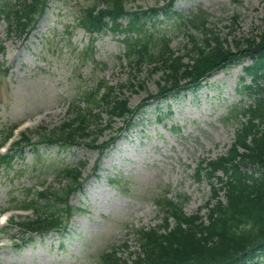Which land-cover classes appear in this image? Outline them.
Returning <instances> with one entry per match:
<instances>
[{
    "label": "rangeland",
    "instance_id": "rangeland-1",
    "mask_svg": "<svg viewBox=\"0 0 264 264\" xmlns=\"http://www.w3.org/2000/svg\"><path fill=\"white\" fill-rule=\"evenodd\" d=\"M92 1L51 0V7L28 41L9 36L5 21L0 19V42L6 46L0 51V140L18 122L21 129L33 132L59 127L69 117V99L73 96L83 94L100 80L113 84L127 81L131 68L124 60L122 36L108 31L95 34L92 42L89 33L74 28L77 16ZM162 3L137 0L134 6ZM175 6L185 15L207 11L210 25L227 36L233 48L234 37L264 30V0H176ZM236 13L241 16L239 23L228 27ZM162 28L172 36L174 49H183L184 32H179L172 21H166ZM248 62L216 71L197 90L172 95L161 102L162 109L150 102L137 126L123 132L102 157L86 144L64 149L43 145L38 156L27 148L18 172L0 171V264H102V252L115 247L119 254L133 258L139 248L133 229L160 222L153 202L157 192L174 197L187 193L190 198L185 210L196 212L210 197L211 186L206 179H195V168L201 158H214L228 149L239 123L233 109L252 100L243 88L250 78L241 79ZM7 66L10 70L5 73ZM143 74L147 89L127 92L132 106L148 91H158L160 73L149 74L146 67ZM169 107L173 114L168 116ZM160 116L163 120H158ZM122 124L118 120L100 141L115 134ZM82 159L87 161L84 175L90 174L83 188L71 196L79 208L70 219L68 233L35 235L31 242L16 247L18 228L3 226L11 214L20 219L21 214L32 213L13 210L4 220L7 213L3 212L14 203L13 197L22 199L28 187L43 182L62 187L66 180L58 178L57 168ZM202 212L206 215L205 209ZM248 264H264V259L259 263L249 260Z\"/></svg>",
    "mask_w": 264,
    "mask_h": 264
},
{
    "label": "trees",
    "instance_id": "trees-1",
    "mask_svg": "<svg viewBox=\"0 0 264 264\" xmlns=\"http://www.w3.org/2000/svg\"><path fill=\"white\" fill-rule=\"evenodd\" d=\"M47 1L0 0V18L8 24L9 32L26 37L45 12ZM135 1L96 0L84 8L77 22V26L91 33L112 30L123 34L125 57L135 69L130 81L119 85L100 82L73 96L69 118L62 125L49 131L46 128L23 131L11 150L0 154V167H13L15 156L22 157L27 145L39 153L37 144L41 142L59 147L85 142L103 154L117 136L103 143L98 142V137L107 128H113L115 118L123 121L117 129L120 134L136 126L135 115L143 113L150 100L194 90L216 70L250 59L244 67L242 81L250 77L243 88L252 101L233 109L239 122L234 143L226 155L209 161L201 159L195 172L198 180L206 176L213 185L210 199H215L213 205L210 206L211 201L205 203L209 208L207 221L198 213L188 215L183 202L187 196L177 201L166 195L163 199L157 197L164 213L163 222L159 228L137 229L141 250L135 253L131 263L114 252L104 253L102 260L103 264H243L257 254L264 255V31L234 37L236 48H233L228 37L210 25L209 13L203 9L184 15L174 9V0L148 8L129 5ZM239 19L240 14H235L228 26L233 28ZM168 20L175 21L180 31L184 28L187 42L179 53L171 46V37L160 27ZM0 50H4L3 45ZM145 65L151 66L150 74L161 73L158 91H148L139 104L131 106L126 92L147 89L146 79L140 75ZM82 100L86 107L81 106ZM102 111L108 115L105 123ZM11 134L12 130L8 136ZM33 134H38L37 140H33ZM85 167L86 161L61 167L58 174L67 179L63 188L50 186L38 190L35 197L20 199L17 206L35 212L33 217L10 221L19 227L21 242L28 241L34 233L66 228L77 209L70 196L82 187ZM216 179L221 183L219 187L215 186Z\"/></svg>",
    "mask_w": 264,
    "mask_h": 264
},
{
    "label": "bare ground",
    "instance_id": "bare-ground-1",
    "mask_svg": "<svg viewBox=\"0 0 264 264\" xmlns=\"http://www.w3.org/2000/svg\"><path fill=\"white\" fill-rule=\"evenodd\" d=\"M242 66L240 65L238 69L236 70V73H238L241 70Z\"/></svg>",
    "mask_w": 264,
    "mask_h": 264
}]
</instances>
